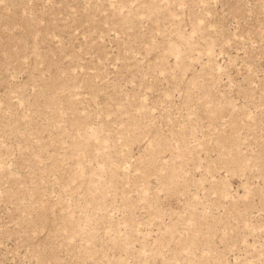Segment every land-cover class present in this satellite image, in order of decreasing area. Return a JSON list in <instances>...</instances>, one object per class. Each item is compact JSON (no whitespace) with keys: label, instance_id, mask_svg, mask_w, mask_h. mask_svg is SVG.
<instances>
[{"label":"rangeland","instance_id":"rangeland-1","mask_svg":"<svg viewBox=\"0 0 264 264\" xmlns=\"http://www.w3.org/2000/svg\"><path fill=\"white\" fill-rule=\"evenodd\" d=\"M0 264H264V0H0Z\"/></svg>","mask_w":264,"mask_h":264}]
</instances>
